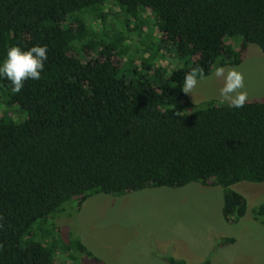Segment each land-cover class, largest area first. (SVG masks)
Instances as JSON below:
<instances>
[{"label":"trees","instance_id":"1","mask_svg":"<svg viewBox=\"0 0 264 264\" xmlns=\"http://www.w3.org/2000/svg\"><path fill=\"white\" fill-rule=\"evenodd\" d=\"M105 3L139 34L149 25L142 61L109 30L81 33L78 14ZM248 43L264 52V0H0V61L12 46L49 50L41 79L19 93L0 78V264H57L44 225L101 192L220 185L225 219L239 221L247 200L230 186L264 182V100L237 110L181 88L193 68L242 63ZM169 54L183 64L159 63ZM253 216L264 221V202ZM74 248L93 255L80 239L63 249Z\"/></svg>","mask_w":264,"mask_h":264},{"label":"rangeland","instance_id":"2","mask_svg":"<svg viewBox=\"0 0 264 264\" xmlns=\"http://www.w3.org/2000/svg\"><path fill=\"white\" fill-rule=\"evenodd\" d=\"M146 15L148 12L143 17ZM78 16L83 21L81 33L109 30L123 43L128 57L135 53L142 61L135 49H144L143 42L149 40V33L153 35L148 24L143 26L147 32L139 34L133 28L136 19L126 26L123 11L113 3L97 5ZM116 59L119 63L123 60L119 56ZM173 61L177 66L183 64L171 54L159 63L169 65ZM224 68L226 74L233 69L244 74L245 86L238 92H247L248 100H264V52L257 44H247L242 63ZM215 70L199 83L193 96L188 94L190 100L228 103L220 95L224 80L213 75ZM230 189L244 195L248 206L235 223L223 215L222 186L191 182L180 187L131 190L123 195L96 193L82 205L72 199L44 225L49 230L45 240L59 246L57 264H169V256L191 263L210 259L211 264H264V221L253 216V210L264 202V182L241 181ZM229 238L234 241L222 244ZM78 239L93 255L77 248L63 249Z\"/></svg>","mask_w":264,"mask_h":264},{"label":"clouds","instance_id":"3","mask_svg":"<svg viewBox=\"0 0 264 264\" xmlns=\"http://www.w3.org/2000/svg\"><path fill=\"white\" fill-rule=\"evenodd\" d=\"M48 58L47 45H35L27 50L20 46H12L7 50L5 58L0 61V78L9 81L13 91L19 93L26 81L41 79ZM213 75L224 80L220 95L228 101V107L237 110L245 107L248 94L243 91L238 92L245 86L244 74L235 69L226 74L225 68L220 66L216 68ZM206 78L203 70L198 67L193 68L185 73L181 90L193 96L199 83Z\"/></svg>","mask_w":264,"mask_h":264}]
</instances>
